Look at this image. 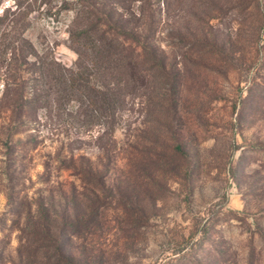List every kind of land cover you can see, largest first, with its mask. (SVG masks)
Here are the masks:
<instances>
[{
  "label": "rangeland",
  "instance_id": "1",
  "mask_svg": "<svg viewBox=\"0 0 264 264\" xmlns=\"http://www.w3.org/2000/svg\"><path fill=\"white\" fill-rule=\"evenodd\" d=\"M73 1L0 0V41L73 66ZM120 3L155 60L113 131L75 101L21 124L0 105V264H264V0ZM90 212L68 258H48Z\"/></svg>",
  "mask_w": 264,
  "mask_h": 264
},
{
  "label": "trees",
  "instance_id": "2",
  "mask_svg": "<svg viewBox=\"0 0 264 264\" xmlns=\"http://www.w3.org/2000/svg\"><path fill=\"white\" fill-rule=\"evenodd\" d=\"M42 1L49 3L51 0ZM69 5H73L74 10L68 30L69 42L77 53L73 66L56 61L48 51L40 54L28 38L1 39L0 45L10 54L15 69L5 81L0 105L7 108L11 121L21 124L30 118L36 120L39 110L50 114L75 101L89 124L97 119L113 131L115 114L125 100L124 90L129 88V93L135 92L148 80L149 58L155 60L154 48L146 36L140 38L123 28L118 16L126 7L120 0H74ZM7 17L6 10L0 15V23ZM27 71L31 73L25 78L22 72ZM82 179L85 181L84 176ZM91 219L92 212L84 218L64 222L65 227L53 239L55 253L45 255L53 260L57 257L67 259L64 242L69 234L82 233ZM44 230L50 233L49 228ZM42 237L51 241L50 236ZM33 241L38 242L39 238Z\"/></svg>",
  "mask_w": 264,
  "mask_h": 264
}]
</instances>
